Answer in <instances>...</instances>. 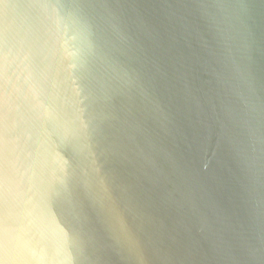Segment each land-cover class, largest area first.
<instances>
[{
  "label": "water",
  "instance_id": "obj_1",
  "mask_svg": "<svg viewBox=\"0 0 264 264\" xmlns=\"http://www.w3.org/2000/svg\"><path fill=\"white\" fill-rule=\"evenodd\" d=\"M78 2L129 76L69 56L56 132L57 0H0V264H264V0Z\"/></svg>",
  "mask_w": 264,
  "mask_h": 264
},
{
  "label": "clouds",
  "instance_id": "obj_2",
  "mask_svg": "<svg viewBox=\"0 0 264 264\" xmlns=\"http://www.w3.org/2000/svg\"><path fill=\"white\" fill-rule=\"evenodd\" d=\"M44 14L43 23L52 34L53 42L50 49V62L41 72V87L49 97L60 99L55 107L41 105V118L59 132L69 121H65L62 111L65 105L72 106L75 100L61 99L58 77L63 61L72 58L71 68L84 74L89 82H119L129 76L127 70L120 67L119 60L107 49V40L103 29L96 22L91 6L79 3L78 0H67L55 4L41 5ZM238 19V17H237ZM73 42L74 51L69 53L67 44ZM9 38L7 30L0 34V58L8 61ZM80 95V92L76 94ZM59 264H64L60 261Z\"/></svg>",
  "mask_w": 264,
  "mask_h": 264
}]
</instances>
